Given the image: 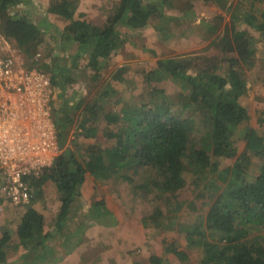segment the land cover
Segmentation results:
<instances>
[{"label": "trees", "instance_id": "16d2710c", "mask_svg": "<svg viewBox=\"0 0 264 264\" xmlns=\"http://www.w3.org/2000/svg\"><path fill=\"white\" fill-rule=\"evenodd\" d=\"M80 1L50 0L48 13L67 25L58 36L53 32L58 47L49 58L44 50L51 46L45 40L46 31L19 10L22 3L29 7L30 1L0 0V33L28 62L23 67L33 64L42 73H53V67L62 60L61 48L70 43V48L77 46L76 57L73 71L66 74L61 85L65 89L67 83L75 84L91 72L83 87L87 89L85 97L72 107L74 116H67V105L58 112L63 113L55 123L60 154L51 166L41 170L38 178L25 176L30 189L28 203L4 204L5 177L1 170L0 264H7L12 253H23L22 264H42L49 260L47 251L50 241L57 239L55 235L60 233V247L67 242L69 233L62 236L61 228L88 175L97 182L135 183L136 188L154 193L146 203L143 224L165 222L164 233L172 241L164 239L163 244L171 260L179 258V264H190L184 247L174 237L185 232L189 244L204 250L200 264H264V137L252 128L250 114L240 103L251 92L246 69L260 60L256 43L261 37L255 34L264 35V0H202L216 5L230 16V21L225 23L222 14L210 20L209 43L190 55L159 60L150 69L139 67L136 80L157 93L155 100L125 105L104 118L100 113L103 102L116 93V82L128 83L126 76L130 73L128 65H122L109 77L103 75L112 69L113 55L127 43L120 27L140 31L152 26L161 41L166 39L172 46V37L160 25L164 10L184 15L182 11L186 10L181 6L189 0H161L153 6L145 5L143 0H119L103 29L91 24L79 11ZM199 26L205 29L206 24ZM185 35L191 40V32ZM149 51L154 54L156 50ZM5 55L10 56L11 51ZM84 56L87 64L82 66ZM52 79L57 84V79ZM166 80L181 86L176 96L166 94ZM258 100H264V95ZM69 123H77L73 143L84 138L97 140L98 144H83L77 150L67 146ZM238 137L245 142L241 152ZM84 155L90 156L91 162L85 163ZM223 159L234 162L221 172ZM255 162L260 165L258 173L250 176ZM138 177L143 182L139 183ZM48 182L57 187L61 200L53 231L45 230V215L38 204L41 186ZM180 201L189 203L197 213L193 224L171 220L178 218ZM13 207L15 210L10 209ZM93 207L92 220L101 224L106 217L112 220L113 214L103 201L95 202ZM4 211L14 214V223L1 218ZM150 263L165 261L152 256Z\"/></svg>", "mask_w": 264, "mask_h": 264}, {"label": "rangeland", "instance_id": "374dc122", "mask_svg": "<svg viewBox=\"0 0 264 264\" xmlns=\"http://www.w3.org/2000/svg\"><path fill=\"white\" fill-rule=\"evenodd\" d=\"M29 7L23 3L20 9L28 14L31 22L39 24L46 31L45 40L51 45L49 48L45 46L44 50L48 54H53L57 49L58 44L53 32L58 36L59 33L65 28L67 23L60 18H56L48 13L50 0H29ZM147 6L158 5L161 0H143ZM119 0H82L80 1L79 11L86 15L90 23L99 29H103L106 25V20L111 14V9H116ZM17 9V8H16ZM181 9L185 14H180L176 10H168L165 8V16L161 19L160 25L164 28L165 33L172 37L173 45L170 46L166 39H162L155 32V28L148 26L140 31H130L128 27H120V32L124 38L127 39L125 47L113 55L112 69L104 73L105 77H109L111 72L117 67L128 65L130 70L127 78V84L115 83L116 93L109 99L103 102V110L100 112L102 118L111 114L112 112L121 110L125 105L148 104L151 99L155 100V91L143 87V84L137 82V72L139 67L152 68L157 64V61L166 59L176 55H190L192 52L203 48L201 45L206 46L209 43L207 36L208 27L211 25L210 20L215 16L222 14L226 17L225 23L230 21V16L224 13L216 5H211L202 0H189L188 3H182ZM192 24V26H189ZM206 24L205 29H200L199 25ZM209 25V26H208ZM189 27V28H188ZM188 28V29H187ZM191 32V40L185 33ZM201 36L202 39L198 37ZM261 37L257 42L258 57L260 60L250 69H246L251 92L247 97L241 98L240 103L248 110L250 114V125L254 128L260 136L264 137V100H258L259 97L264 95V35L255 34ZM255 44V45H256ZM5 46V47H4ZM71 44H67L61 48L60 67L70 68L74 63L76 57L77 46L70 48ZM7 50H6V49ZM85 47H83L84 49ZM156 50L151 54L149 50ZM11 51V57L18 59L23 64V61L13 50L9 43L5 40L4 35L0 33V60L6 58V52ZM65 51V52H64ZM13 53V54H12ZM44 54H42V57ZM41 57V56H39ZM82 66L87 64L86 56L82 57ZM25 62V63H24ZM28 63V62H27ZM22 64V65H23ZM72 64V65H71ZM33 64H28L23 67L24 71L34 72L49 75L51 78H56V83L51 86L52 94L50 97L51 119L57 124L58 119L62 118L63 113H58L63 106H69L67 116L72 118L73 106L82 100L87 92L83 88L89 82V74L75 84H68L64 87V79L66 74L60 68V71L55 74V71L42 73L36 68L32 67ZM227 62H224L226 67ZM30 67V68H29ZM54 68V67H53ZM132 80V83L130 82ZM166 94L168 96H176L181 91V86L172 81L166 80ZM260 90L259 92L257 90ZM263 94V95H262ZM72 109H71V108ZM81 114V111L77 112ZM66 116V115H65ZM65 118V117H63ZM75 121L78 118L74 117ZM82 117L79 118V120ZM84 118V117H83ZM69 122V121H68ZM77 123H69V140L67 146L73 149H78L83 144H98L97 140H87L84 138L75 140ZM244 131V130H243ZM240 132L241 133L243 132ZM239 133V131L237 132ZM237 136V135H236ZM237 139V138H236ZM238 150L241 152L245 146V142L240 138L236 140ZM90 156L84 155L83 161L91 162ZM234 160L223 159L220 163L221 172L233 166ZM21 165H26L21 163ZM259 163L255 162L251 169V175H255L259 170ZM2 173L0 168V174ZM228 174V171L225 172ZM248 176L247 178H249ZM28 182V181H27ZM138 182H143V178L138 177ZM29 184V182H28ZM135 184V183H133ZM133 184L117 185V182H97L93 177L87 176L85 184L79 189L80 197L75 198V202L71 205L69 217L63 227L61 228L63 234L69 233L67 242L61 245L60 233L55 235L57 239L51 240L49 244V260L42 264H61L66 258H70V264H137L143 262L144 264H151L150 258L157 256L165 261L164 264H179V258L171 260L170 255L165 254L166 244L163 240L172 241V237L164 233L166 226L164 221L158 222L148 221L147 226L143 224V218L146 203L153 197L154 193L146 188H136ZM42 195L39 200V209L45 215V230H56L57 215L60 210L61 200L57 187L48 182L41 186ZM103 201L105 207L113 214L112 220L110 217L103 219L102 223H98L91 219L94 210V203ZM178 218H172V221L178 223L193 224L197 219V213L192 210V206L180 201L178 202ZM15 210V207L10 208ZM5 212V211H4ZM3 212V220H10L14 223V214ZM89 216V219H88ZM176 217V215L174 216ZM163 219H167L164 217ZM108 222V224H107ZM114 222V223H112ZM111 223V224H110ZM178 239V244L184 247L186 254L189 257L190 264H200L204 257V250L200 247H194L189 244L185 232L174 235ZM44 252L42 249L41 253ZM52 255V256H51ZM60 259H62L60 261ZM24 260L23 253L18 256V253H12L9 256L7 264H22ZM170 260V261H169ZM141 261V262H140ZM66 264V262L64 263Z\"/></svg>", "mask_w": 264, "mask_h": 264}, {"label": "built area", "instance_id": "2783aa9c", "mask_svg": "<svg viewBox=\"0 0 264 264\" xmlns=\"http://www.w3.org/2000/svg\"><path fill=\"white\" fill-rule=\"evenodd\" d=\"M22 64L11 56L0 60V168L5 177L2 199L9 206L29 202L25 178H38L58 150L51 78L24 71Z\"/></svg>", "mask_w": 264, "mask_h": 264}, {"label": "crops", "instance_id": "0c3cea01", "mask_svg": "<svg viewBox=\"0 0 264 264\" xmlns=\"http://www.w3.org/2000/svg\"><path fill=\"white\" fill-rule=\"evenodd\" d=\"M72 48H74V47H72ZM73 66V65H72ZM72 66L70 67V68H68V67H66V68H62V67H60V65H58V66H54V71H55V74H57V70H58V72L60 71V68L62 69V70H64L65 71V73L67 72V68L69 69L68 70V72H67V74L70 72V71H73V69H72ZM87 178V177H86ZM85 184V183H84ZM70 259V258H69ZM68 258H66L61 264H64L65 262H66V264H70V262L69 261H71V260H69Z\"/></svg>", "mask_w": 264, "mask_h": 264}, {"label": "clouds", "instance_id": "9594fccd", "mask_svg": "<svg viewBox=\"0 0 264 264\" xmlns=\"http://www.w3.org/2000/svg\"><path fill=\"white\" fill-rule=\"evenodd\" d=\"M53 123L55 124V122H53ZM55 128H56V125H55ZM56 134H57V130H56ZM57 147H58V150H57V153H56V155L54 157V160H55L56 156L59 155L60 152H61V151H59V146H58V136H57ZM54 160H53V162H54Z\"/></svg>", "mask_w": 264, "mask_h": 264}]
</instances>
